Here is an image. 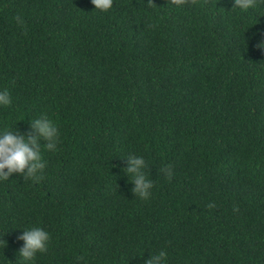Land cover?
<instances>
[{"label": "trees", "instance_id": "1", "mask_svg": "<svg viewBox=\"0 0 264 264\" xmlns=\"http://www.w3.org/2000/svg\"><path fill=\"white\" fill-rule=\"evenodd\" d=\"M258 30L264 0H114L107 13L0 0V127L43 113L60 130L39 181H0V264H19L29 226L51 235L35 264H143L160 249L166 264H264ZM129 153L149 164L148 200L122 171Z\"/></svg>", "mask_w": 264, "mask_h": 264}, {"label": "clouds", "instance_id": "2", "mask_svg": "<svg viewBox=\"0 0 264 264\" xmlns=\"http://www.w3.org/2000/svg\"><path fill=\"white\" fill-rule=\"evenodd\" d=\"M180 2L181 0H177V3ZM91 3L94 5V10L107 13L113 8L114 0H91ZM234 4L241 9H248L253 6L254 0H234ZM249 39L256 41L254 47L264 50V32L258 30ZM11 104L9 90L0 88V108ZM15 124H5L0 127V181L9 179L13 174L31 181H39L47 163L43 152L58 151L59 127L53 118L43 113L30 119V126L26 131H20ZM124 159L126 163L122 171L127 176L128 182L133 185L131 192L134 197L148 200L154 186V181L147 172L148 162L143 155L134 153L127 154ZM161 171L170 175L171 166L165 164ZM22 229L23 231L16 237L22 242L18 249L19 264H35L37 254L48 251L51 235L42 226ZM0 245L4 248L7 242L0 239ZM166 259V250L160 249L149 253L143 264H166Z\"/></svg>", "mask_w": 264, "mask_h": 264}]
</instances>
